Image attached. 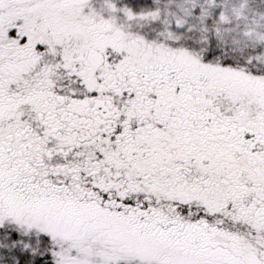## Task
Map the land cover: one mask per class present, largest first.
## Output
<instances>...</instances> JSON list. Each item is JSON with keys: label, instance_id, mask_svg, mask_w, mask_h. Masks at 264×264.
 Listing matches in <instances>:
<instances>
[{"label": "snow or ice", "instance_id": "obj_1", "mask_svg": "<svg viewBox=\"0 0 264 264\" xmlns=\"http://www.w3.org/2000/svg\"><path fill=\"white\" fill-rule=\"evenodd\" d=\"M0 264H264V0H0Z\"/></svg>", "mask_w": 264, "mask_h": 264}]
</instances>
